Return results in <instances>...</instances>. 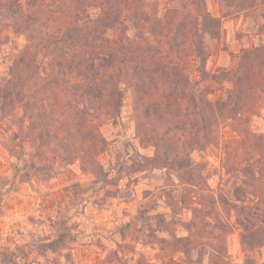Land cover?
Listing matches in <instances>:
<instances>
[{
	"label": "trees",
	"instance_id": "trees-1",
	"mask_svg": "<svg viewBox=\"0 0 264 264\" xmlns=\"http://www.w3.org/2000/svg\"><path fill=\"white\" fill-rule=\"evenodd\" d=\"M160 2L0 0V51L4 31L26 40L0 84V121L31 142L37 171L53 174L56 163L79 160L98 176L97 156L108 144L101 127L119 123L129 88L135 135L153 153H119L113 170L165 169L177 182L160 189L170 219L150 213L157 203L147 191L126 226L147 225L148 242L183 253L184 264H235L227 244L235 226L244 247L264 246V131L250 127L264 100V0H220V16L206 0H167L162 12ZM238 15L257 22L258 41L240 49L235 69L209 70L223 20ZM117 30L122 36L114 39ZM224 126L239 137L224 145L229 195L210 188L207 164L193 156L219 143ZM183 208L192 217L177 236L169 227ZM245 263L264 261L247 256Z\"/></svg>",
	"mask_w": 264,
	"mask_h": 264
},
{
	"label": "rangeland",
	"instance_id": "rangeland-1",
	"mask_svg": "<svg viewBox=\"0 0 264 264\" xmlns=\"http://www.w3.org/2000/svg\"><path fill=\"white\" fill-rule=\"evenodd\" d=\"M206 3L214 16H220V0ZM166 4L167 0H161V12ZM257 28V22L244 15L224 19L220 39L212 42L208 69H235L240 49L258 41ZM122 32L114 31L113 38H120ZM3 36L6 43L0 51V84L15 53L26 42L24 36L10 30L4 31ZM250 127L264 131V100L260 115L251 117ZM16 130L11 123L0 121V264H160L163 260L184 264L183 253L148 242L147 225L138 223L137 232L126 226L147 191L157 203L150 213H161L170 219L171 208L159 197L160 189H175L172 180L177 182L165 169L129 175L113 170L119 153L126 157L153 153L152 147H141L135 135L129 88L125 87L119 123L101 127L108 144L97 156L103 165V174L98 176L84 171L79 160L66 166L56 163L53 174H48L47 169L37 171L38 164L32 165L34 161L38 163L36 150L30 141H21ZM238 138L230 127L224 126L219 143L193 154L197 161L207 164L208 182L215 193L229 195L233 179L222 166L224 145H232ZM191 217V210L181 209L174 215L176 222L169 227L170 231L177 236L186 235L182 223ZM152 225L156 227L154 221ZM240 233L235 226L227 235L232 262L246 264L247 256L263 262L264 246L244 247ZM158 235L171 238L167 231H158Z\"/></svg>",
	"mask_w": 264,
	"mask_h": 264
}]
</instances>
